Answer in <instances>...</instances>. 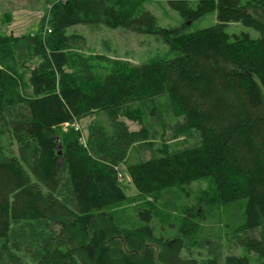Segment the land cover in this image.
<instances>
[{
	"label": "trees",
	"instance_id": "1",
	"mask_svg": "<svg viewBox=\"0 0 264 264\" xmlns=\"http://www.w3.org/2000/svg\"><path fill=\"white\" fill-rule=\"evenodd\" d=\"M46 1L49 32L29 38L35 62L23 65L29 95L19 93L20 74L8 73V59H0V121L8 101L23 104L10 128L15 152H7L0 139V240L13 222H43L56 230L38 264H156L146 241L160 246L161 264H218L183 256L179 236L156 238L149 209L139 212L145 225L119 228L104 210L123 196L115 164L90 156L72 125L103 112L128 135L121 120L129 116L126 105L166 95L172 114L183 117L200 141L129 165L130 182L139 194H151L211 178L222 203L245 200L240 239L264 264V0H165L185 22L215 13L214 24L190 33L183 32L184 23L157 26L151 12L137 11L128 0ZM228 23L251 27L258 37L229 35ZM74 25L157 35L177 54L141 65L115 61L107 75L97 77L90 60L72 48L79 36L66 30ZM17 40L0 35V50ZM63 162L75 208L58 197ZM93 221L97 227L91 229ZM223 264L250 263L231 254Z\"/></svg>",
	"mask_w": 264,
	"mask_h": 264
},
{
	"label": "rangeland",
	"instance_id": "2",
	"mask_svg": "<svg viewBox=\"0 0 264 264\" xmlns=\"http://www.w3.org/2000/svg\"><path fill=\"white\" fill-rule=\"evenodd\" d=\"M127 3L137 11L149 10L156 25L163 28L184 23L183 32L190 33L215 23L214 12L185 22L165 0H128ZM48 14L49 2L46 0H0V35L18 37L17 42L0 50V59H8V64L4 61L8 73L20 74L18 91L24 96L30 91L25 83L27 72L23 65L35 62L31 59L29 38L39 33L43 37L49 32ZM254 14L259 16L258 12ZM225 31L229 35L247 33L252 38L258 37L257 31L240 23H228ZM66 33L79 36L72 48L90 60L91 71L97 77L107 75L115 61L141 65L171 59L177 54L157 35L123 28L74 25L68 27ZM95 55H102L103 59L96 62L93 59ZM22 107L20 99L5 104L0 121V139L7 152H15L10 128ZM126 110L129 116L121 120L130 131L128 135L122 134L103 112H95L72 123L90 156L101 164L104 163L102 159L115 164L118 185L124 197L104 208L113 216L115 224L122 230L141 227L146 222L139 212L149 209L151 219L148 225L153 235L164 239L179 236L183 240L182 255L185 257L198 260L214 258L218 264H223L225 257L232 254L245 256L250 264H262V259L247 251L240 239L239 229L245 222V200L222 203L211 178L151 194H139L127 175L129 165L160 156L161 150L176 152L195 146L200 137L196 130L185 125L183 117L172 114L166 95L133 102L126 105ZM67 128V124L62 126L63 130ZM89 133L93 135L92 153L90 138L87 142ZM58 197L75 208L64 162ZM96 227V221H93L91 229ZM55 230L56 227L43 222H13L8 236L0 240V264H38L40 256L50 247ZM113 240L119 242L118 239ZM146 245L153 250L155 263L161 264L156 256L160 246L150 241H146ZM63 264L76 263L68 260Z\"/></svg>",
	"mask_w": 264,
	"mask_h": 264
},
{
	"label": "water",
	"instance_id": "3",
	"mask_svg": "<svg viewBox=\"0 0 264 264\" xmlns=\"http://www.w3.org/2000/svg\"><path fill=\"white\" fill-rule=\"evenodd\" d=\"M57 153L60 154L61 153V149H60V144L58 143L57 145Z\"/></svg>",
	"mask_w": 264,
	"mask_h": 264
},
{
	"label": "crops",
	"instance_id": "4",
	"mask_svg": "<svg viewBox=\"0 0 264 264\" xmlns=\"http://www.w3.org/2000/svg\"><path fill=\"white\" fill-rule=\"evenodd\" d=\"M149 11V10H148Z\"/></svg>",
	"mask_w": 264,
	"mask_h": 264
}]
</instances>
